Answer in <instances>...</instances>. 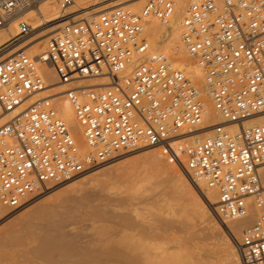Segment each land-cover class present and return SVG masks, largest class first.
<instances>
[{
    "label": "built area",
    "instance_id": "built-area-1",
    "mask_svg": "<svg viewBox=\"0 0 264 264\" xmlns=\"http://www.w3.org/2000/svg\"><path fill=\"white\" fill-rule=\"evenodd\" d=\"M73 2L60 0L62 11ZM179 3L147 0L140 12L115 7L65 23L38 57L21 48L0 61V204L19 209L116 155L158 147L192 181L217 190L221 222L247 216L253 200L258 220L243 229L239 252L243 264H264V0L188 3L180 38L203 71L202 89L166 53L148 52L147 19L167 24ZM30 8L38 9L39 0H0V29L14 19L19 29L0 52L30 37ZM41 63L50 64L64 84L108 78L105 85L65 91L87 152L52 98L12 114L44 89ZM206 97L224 122L211 125L206 136L194 135L207 129Z\"/></svg>",
    "mask_w": 264,
    "mask_h": 264
},
{
    "label": "bare ground",
    "instance_id": "bare-ground-1",
    "mask_svg": "<svg viewBox=\"0 0 264 264\" xmlns=\"http://www.w3.org/2000/svg\"><path fill=\"white\" fill-rule=\"evenodd\" d=\"M105 1H107V0H99L98 2H95V0H74V2L71 5H69L65 10L62 11L61 5H60V0H39V8L38 9L30 8V10L25 12V18L30 20V22L32 23V24L31 23L30 24L33 27L32 28L33 32L30 35V37L33 36V33L37 29L43 27L42 28L43 30H41L37 34V35L41 34L42 35V36H40L41 38L38 40L30 41V44L29 43L26 44V45H30L27 48L28 53L30 52L32 54V57H38L39 55L44 53L47 50L46 43H48V42H46V41H48V39L52 35V34L50 35V33L57 31L65 23H69V22L73 23V22H76L78 20L89 19V18L93 17L92 15H97L103 11L110 10L114 6H119V5H125L122 7L125 9H128V10H131L133 12H135L137 10H142L141 9V2L143 0H136V1L134 0L135 2H132V3H131V1H133V0H120V1H113V2H109V3H104ZM190 1L191 0H187V1L186 0L185 1L180 0L179 6L177 7L174 16L172 17V19L167 24H163L161 21H159L155 18L147 19L146 24H145V34H146L148 41H149V51H148L149 54L157 52V51L168 52V54L171 57L172 64L175 67L179 66L176 63V61H177L180 63V65L183 67V69L186 70V73L188 74V76H190L196 80H201V81H195L194 79H191L192 81H194V83L196 85H198L202 89L204 87L203 71L197 65V63L192 58H190L188 56L185 49L183 48L181 38H180V21L184 15L185 9H186V7ZM129 2H130V4L126 5ZM99 4L101 5L100 7H96L95 9L85 11L84 13L77 15V16H74L71 19H69V17H68L69 15H71V13H76V12H79L82 10H87L92 6L99 5ZM67 9L68 10L72 9V10L70 12H68ZM18 31H19V29H18V20L17 19H14L8 28L0 29V46H2L4 43L8 42L15 35H17ZM22 44L23 43L13 44L10 47L3 50L2 52H0V61L7 59L8 57H10L14 53H16ZM45 45H46V50L44 49ZM176 65H178V66H176ZM178 68H180V67H178ZM39 70L41 71V73L43 74V76L45 78L44 89L42 91L34 94L33 96H31L27 101H25L12 114L17 113L22 108H24L26 105H29V104L37 101V100L44 99V98H52L59 115L68 124L70 131L73 134L80 150L82 152H87L88 146H87L85 139H84L83 129H82L80 123L78 122V120L76 119L75 111H74L73 107L71 106L70 102L68 101V99L65 96V91L73 85H84V86H88V87L105 85V84L109 83L108 78L107 77L90 78V79L79 80V81L73 82V83L64 84V83H60L59 78L56 75L54 68L50 64H45V63L39 64ZM129 70H130V67H128L121 75L125 76L129 72ZM206 99L208 100L211 107L208 108V113L205 116V120H204L202 127H206L207 129L201 130L199 132H195L194 135L206 136L209 134V130H210L209 127L211 125H213L215 123H223L224 122L222 117H220L219 115H216L213 112V104H212L211 100L206 97L205 101H206ZM2 122L3 121H0V123H2ZM208 122H212V123H210V125L205 124ZM252 123H254V122H248V124H252ZM188 139L193 140V137H192V139L190 137ZM145 148H147V147H144V149ZM155 149L161 150V148H158V147ZM142 150H143V148H142ZM144 152H145V150H144ZM167 159L168 158L165 157L163 155V153L159 150L156 152H154V151L150 152L149 151V152H145L143 154L141 153L140 155L135 156L134 160H132L130 162V164L136 163V165L138 164L137 169H143L145 171L164 170V169H170L171 167L173 168L174 165L171 164L172 161L167 160ZM114 165H116V164H112L110 166H107L106 168L100 170V172L104 171V170H106L104 172H107L108 169L114 168ZM124 166H126V165H124ZM178 167L173 168L174 169L173 172H172V170H170L172 173L170 172V174L168 175V177L165 180L168 183H170V185L174 189L180 190L181 186L184 185V187L182 188V190H183L185 188V184H186V182H185L186 177L184 178L185 175L183 176V174H182L183 172H181V169H179L180 167L179 168ZM100 172L98 171L96 174H91L88 176H86L85 174H82L83 177L79 180H74L76 177L71 179V180H68L71 182H72V180H74L72 183L70 182L68 184H65V185L63 184V185L57 186V187L51 186L49 189H51L53 187H55V188L50 190L48 193L44 194L40 200H38L34 203L32 202L29 206L23 208V209H25L24 211H26V212L25 213L23 212L24 215L20 212L21 213L20 215H23L20 219L24 225H29L30 223H32V220L36 219V217L41 218L42 222H43L41 225L39 224V227L42 226V229L40 232L38 231V233H37L38 229H35L34 227L33 228L36 230V233H35V230H32L33 228L31 230H32V232L34 231L33 233H35V234L32 236V234L29 232L31 234L29 236H32L31 237L32 240H30V242H28V243L29 244L32 243L31 245L33 246V242H34L35 245L33 247L30 245L31 246L30 247L29 245L25 244L26 241L24 242V244L26 246L30 247V250L32 251L31 253L32 254L35 253L37 257L42 258L44 263L46 261L47 264H180V263L190 264L188 262V258H186V257H189V258L193 257L191 255V253H192L191 251L187 250L188 252H191V253L185 252L186 255L187 254L188 255L190 254V255L184 256L185 254L182 252V249L178 250V251H181V253H180V252H177V249L176 250L174 249L171 251L170 249H168L170 247L166 246L167 247L166 249L168 251H170V253H169V252H167V250L163 249L165 247V245L163 247H161V245H163L165 241L164 242L162 241L163 243L161 242V244H160V242L158 240L159 237H158L157 233H160V232H157V231L155 232L154 231L155 225H152V222L156 223V221H151V222L149 221L151 223V225H150V223L148 224L146 222L148 224V226L146 225V223H143L147 227L142 226L140 223L137 225H130L132 222H130V223L127 222L125 225H122L120 229L115 230L110 235V239L108 241L100 240V239L99 240L93 239L94 240V242L92 240L93 244L90 243L88 245V242L86 240H84L85 238H83V240L82 239L79 240L80 237H79V239H76L74 237V236H76V234L73 235L74 233L73 234L72 233L70 234V232L68 233V231H66V228H64L65 222H63L61 219H60V221H58V220L56 221V218L53 215H52V217H54L55 220L51 218V216H50L51 212L54 213L53 210L55 211L56 209H59V208H56L57 205L53 206L52 202H49V201H52V199H54L53 201H57V198L59 200V199H61V197H63V201L59 200V202H61V204H62L63 202H65L64 196H66V195L68 196V194L70 195V192L73 191L75 188H77V186L79 187L81 185L79 188H82V189H85L88 186L91 187L90 183H92V181H94V179L95 180L97 179V181H96L97 184H98V181L100 180L99 181L100 183L98 186H100V184H104L101 182L104 179L101 180L100 177H99L100 179L98 178ZM259 172H260L262 184L264 185V166H262L260 168ZM124 173H125L124 177L120 176V178H122L121 181L117 180V181H119L117 183H119L120 186L115 185V184L113 185V183H112L113 181H112V182H110L111 183V187L109 186L110 189H114L113 188L114 186H115V189L117 186H119V188H120L123 185V183H126V182L133 180V174L127 173V171H125ZM116 175H118V174H116ZM79 176H81V175H79ZM115 177L112 178L111 180H115ZM117 177H119V176H117ZM152 178H153V180H154V178L157 179L156 177H151V179ZM144 180H147L148 182H150V175L146 176L144 178ZM162 180L163 179L160 178V181H162ZM178 180H181L182 184L178 185L177 184ZM157 181L160 182L159 179H157ZM114 183H115V181H114ZM154 183H155V185L159 184L156 181ZM154 183H152V185H154ZM187 183H191V182L189 181ZM97 184H95V186H97ZM107 185H109V184L107 183ZM82 186H84V188ZM104 187L107 188V186H105V184H104ZM186 187L188 188V189L185 188L187 190H190L192 188L191 184H186ZM195 187L197 188V189H195V191L198 190L200 193V196L203 197V198L201 197L202 198V200H201L202 203H201V207H200L201 211H199L200 210L199 209L198 210L199 212L197 211L198 213L197 214L195 213V214L197 215V218H199V219L206 218L207 223H206V225H204L205 227L199 225L200 228H198V229H196L198 227V224H199V222L198 223L196 222L198 220L193 221L195 223H191L188 221L187 222L185 221L184 223H182L181 224L182 225L181 227H183L182 229L184 230L185 233L186 232L188 233V237L185 234L182 235L183 232L181 234L182 237L183 236L187 237V238L185 237V241H184L183 245L189 248V247H192L196 244L195 246L199 247V245H197V244H200V242L199 243H195V242L197 240L200 241L201 237H199L200 240L199 239L195 240V238H196L195 236L198 233H200L202 230L203 231L201 232V234L206 231V233L209 237H210V235L214 236V237L216 236L219 240L217 238H213V237H210V239L211 238H213L214 240L216 239V240L220 241V243H218L220 245V247L224 246L225 250H224L223 255L227 256L228 261L230 262L229 264H239L240 263L238 260L239 257L237 255V250H236L238 247H236V245L235 246L233 245V241L228 242V239L226 238V235L224 234L225 230H221V228L218 226L214 215H211V214L209 215V212L208 213L206 212L207 206H210V207L214 206L213 209L216 211V208H217L216 205L218 203L217 190L208 187L207 185H205V183H202V182H197V183L195 182ZM119 188H117V189H119ZM82 189H79L81 192V193L79 192L80 194H84V192H83L84 190L82 191ZM149 189H151V191L155 190L151 187V188L144 189L143 191L138 192V193L132 192L131 195H128V198L132 199L135 197H142V196L146 197V195L150 192ZM77 190H78V188L76 189V192H77ZM192 190H194V187ZM74 192H75V190H74ZM85 192H86V190H85ZM177 192H179V191H177ZM190 192H192V191H190ZM49 194H50V196H49L50 198L48 200H44L45 198H43V197H46ZM76 194H75V196H74V193L72 194L74 196V198L76 196H77L76 198H78L79 195H76ZM89 194L90 193L85 194V195L89 196ZM144 194H145V196H144ZM178 194H181V192ZM72 195L69 196L68 198H71ZM192 195H194V194H192ZM81 197H84V196L81 195ZM87 197H84V198H87ZM93 197L95 198V196H93ZM66 198H65V200H66ZM72 198H71V200H72ZM74 198H73V201L77 205L78 203H76V201H80V199L74 200ZM79 198H80V196H79ZM197 198H199V197H197ZM31 199H29V200H31ZM81 199L83 200V198H81ZM90 199L91 198L88 197L87 200L86 199L85 200L87 202L88 200L90 201ZM29 200H28V202H29ZM68 202H69V199H68ZM68 202L66 201V204ZM248 202L250 203V210H249V213L247 214V216H245L243 218H238V219H234V220H227V221L223 222V225H224L223 227H225L228 231H231L233 233L238 244L240 242L239 238L242 235L243 229L246 226L252 225L253 223H255L258 220L259 209L253 204L252 199H249ZM53 204H54V202H53ZM69 204H72V202L70 201ZM73 205H74V203H73ZM79 205H80V202H79ZM62 207H63V205H62ZM62 207L60 209H62ZM0 208H1L0 215H3L6 208L1 206V204H0ZM109 208H111V207H109ZM102 209L104 210L105 208H102ZM102 209H100V210H102ZM191 209H193V207ZM196 210H197V208H196ZM57 211L58 210H56V212ZM136 211H139V210L137 209ZM194 211H195V209H194ZM60 214H62V213H60ZM109 214H111V213H109ZM191 214H190V216H191ZM195 214H194V216H195ZM56 216H58V214H56ZM192 217H193V215L191 216V218ZM59 218H61V217H59ZM41 219H36V220L40 221ZM63 219H65V218H63ZM155 219H157V218H155ZM192 220H193V218H192ZM100 222H102V221H100ZM201 222H203V221H200V224H201ZM34 224H36V223H34ZM34 224H33V226H34ZM158 224L156 226H158ZM172 225H174V223ZM149 226H151V229L148 228ZM35 227H36V225H35ZM168 227H167V229L169 231ZM37 228H38V226H37ZM174 228H176V227L174 226ZM105 229H107V228H105ZM171 229L172 228H170V230ZM173 229H172L173 232H171L172 234L175 233ZM199 229H201V230H199ZM178 230L176 228V231H178ZM23 231H24V229H23ZM20 232H22V231H20ZM20 232H19V230L17 231L15 226H13V228H12L11 225L10 226L8 225V228L4 232L0 233V244H1L0 248H2L1 246H3V245H4L3 247H6L5 245H7L8 249L12 247L11 248V250H12L13 246L10 247V245H12V244H14L16 247H17V244L18 245L21 244L20 246H22V243H21L22 238L19 237L21 239H19V240L17 239L18 238L17 235ZM163 233H160V234H163ZM176 233H178L176 236V237H178L179 232H176ZM15 234H17V235H15ZM104 234H106V233L104 231H102V228H101V231H99V235L101 237H103ZM164 234H166V233H164ZM164 234L160 235V237L164 236ZM175 234H173L171 237H174L172 239V241L175 239L174 241L177 242L179 240V237H180V239L182 237L179 235V237L177 239V238H175ZM165 236H167V235H165ZM198 236H200V234L197 235V238H198ZM22 237H25V236H22ZM23 240H25V239L23 238ZM26 240H27V237H26ZM78 240L83 241L84 243L87 242V245L81 244ZM183 240L184 239H182V241ZM201 242L203 243L204 241H201ZM217 242H216V247H214V248L218 247ZM168 243L169 242H167V244ZM205 243H203L204 246H206ZM213 245H215V244H213ZM213 245H212V247H213ZM195 246L193 248L195 250L198 249V247L195 248ZM203 247L201 249L205 250ZM171 249H173V247ZM194 249L192 250L193 252H194ZM5 250L0 249V264H30V260H33V257L30 256V251H23L22 254L15 256V254L13 252H10V251L6 252ZM174 251H176L177 253L175 254ZM172 252H174V253H172ZM214 252L215 251L213 250V253ZM182 253L184 255H182ZM194 254H197V253L194 252ZM36 256L34 255V259ZM181 256H184L185 259H183ZM211 256H213V255H211ZM195 257H197V256H195ZM197 258H199V257H197ZM194 259L192 262H191V260H189L191 262V264H193V262L195 263L196 261L198 262V260H199V259H197V260L195 259L196 261H194ZM43 261H42V263H43ZM195 264H197V263H195Z\"/></svg>",
    "mask_w": 264,
    "mask_h": 264
},
{
    "label": "rangeland",
    "instance_id": "rangeland-1",
    "mask_svg": "<svg viewBox=\"0 0 264 264\" xmlns=\"http://www.w3.org/2000/svg\"><path fill=\"white\" fill-rule=\"evenodd\" d=\"M99 0H95V2H98ZM113 1H120V0H107V1H105L104 3H109V2H113ZM136 1V0H135ZM134 0L133 1H131V3L132 2H135ZM185 1V0H184ZM187 1V0H186ZM146 2H147V0H143L142 2H141V9H143V7H144V5L146 4ZM103 3V4H104ZM128 4H130V2L129 3H127L126 5H128ZM101 5L99 4V5H94V6H92V7H90L89 9H87V10H82V11H79V12H76V13H71V15H69L68 17H69V19H71V18H73L74 16H77V15H80V14H82V13H84L85 11H89V10H92V9H95L96 7H100ZM122 6H125V5H119V6H114L113 8H115V7H122ZM112 9V8H111ZM68 10V9H67ZM72 9H69L68 10V12H70ZM141 10H137V11H135V12H140ZM98 15V14H97ZM92 16H95V15H92ZM62 21V20H61ZM79 21V20H78ZM31 23V22H30ZM32 24V23H31ZM43 27H41V28H39V29H37L34 33H33V36L32 37H30V38H28L27 40H25V42H18V43H23L20 47H19V50L21 49V48H28L30 45H26V44H30V41H34V40H38V39H40L41 37L40 36H42L41 34L40 35H37L41 30H43L42 29ZM56 31H54V32H52V33H50V35L51 34H54ZM49 35V36H50ZM37 38V39H36ZM46 42H48V41H46ZM46 45H47V43H46ZM46 45L44 46V49L46 50ZM27 46V47H26ZM162 52V51H161ZM164 53H166L169 57H170V55L168 54V52H164ZM29 54L32 56V54L29 52ZM170 59H171V57H170ZM171 62H172V60H171ZM176 63L179 65H176V66H178V67H180L181 69H183V67L180 65V63L179 62H177L176 61ZM185 72H186V70L185 69H183ZM187 74V73H186ZM187 76H188V74H187ZM190 79H194V78H192V77H190V76H188ZM195 81H201V80H196V79H194ZM194 82V81H193ZM206 106H207V109L208 108H210L211 107V105L209 104V102H208V100L206 99ZM210 123H212V122H208V123H205V124H209L210 125ZM155 149V148H154ZM152 147H147V148H143V150L142 149H139V150H136V151H131V152H127V153H123V154H121V155H117V156H115L113 159H110L109 161H107V162H105V163H103V164H101V165H99V166H97V167H95V168H93L92 170H90V171H88V172H85L84 174L86 175V176H88V175H91V174H96L98 171L100 172V170H102V169H104V168H106L107 166H110V165H112V164H116V165H114V168H110V169H108L107 170V172H104V171H106V170H104V171H101L100 173H99V176H98V178L100 177L101 178V180H103V181H101L102 183H104L105 184V186H107V188H105L104 187V184H100V186H98L99 185V181H98V184L96 183V181H97V179L95 180L94 179V181H92V183H90L91 184V187L90 186H88L87 188H85V189H82V188H79L78 186H77V188H78V190H77V192H76V189L77 188H75L74 190H75V192L77 193H75L74 192V190L73 191H69L70 192V195L68 194V196L66 195V196H64V201L65 202H63L62 204H61V202H59V200L60 201H63V197H61V199H59L58 200V198H57V201H53L54 199H52V201H49V202H52V205L53 206H56L57 205V207L56 208H59V209H56V210H58L57 212H56V210L54 211L53 210V212L54 213H52L51 212V218L52 219H54L55 220V218H56V221L58 220V221H60V219L63 221V222H65V226H64V228H66V231H68V233L70 232V234L72 233H74L73 235H75L76 234V236H74L76 239H79V237H80V239L79 240H83V238H85L84 240H86L87 242H88V245L90 244V243H92L93 244V242H94V240L93 239H95V240H106V241H108L109 239H110V235L115 231V230H118V229H120L121 228V226L122 225H125L127 222H132L130 225H137V224H141L142 226H145V227H147L148 226V224L151 222V221H156V223L158 224V226H156L157 224L155 223V222H152V225H155V232L157 231V232H160V233H163L164 231V233H166V234H164V236H162V237H160V235H163V234H160V233H157L158 234V237H159V242H160V244H161V242L163 241H165L164 242V244L163 245H161V247H163L164 245H165V247L163 248V249H165V250H167L166 248L167 247H170V248H168V249H170L171 251L172 250H176L177 249V252H180L181 253V251H178V250H181L182 249V252L185 254V252L186 253H191V255L193 256V257H186V258H188V262L191 264V262L193 261V259L195 258L196 260L197 259H199L198 260V262L194 259V261H196L195 263H197V264H229L230 262L228 261V258H227V256L226 255H223L224 254V250H225V248H224V246H221L220 247V245L218 244V243H220V241H218L219 239L215 236H211L210 235V237H213V238H217L218 240H214L213 238H211L210 239V237L207 235V233H206V231L204 232V233H202L201 234V232L203 231H201L200 233H198L197 235H199L200 234V236H198V238H197V235L194 237L195 238V240L196 239H199V237H201L199 240L200 241H196L195 243H199L200 242V244H197V245H199V247L198 246H195V248L196 247H198V249H194L193 247L194 246H192V247H186V246H184L183 244H184V241H185V237L186 236H181V234H182V232H183V234L182 235H187V237H188V233L186 232H184V230L182 229L183 227H181L182 225V223H184L185 221L187 222H191V223H195V222H193V221H196V220H198V221H196L197 223L199 222V224H198V227L196 228V229H198V228H200V226L199 225H201V226H204V225H206V223H207V221H206V218H204V219H199V218H197V213L199 212V211H201V209H200V207H201V200H202V196H200V193H199V191L198 190H196L195 191V189H197L196 187H195V182L194 181H192L190 178H189V176L185 173V171L183 170V168L179 165V164H177V163H175V162H171V164L172 165H174L176 168L178 167L179 169H181V172H183L182 174H183V176H184V178H185V182H186V184H191V189L190 190H187L188 188L186 187V184H185V188H187V189H183L182 190V188L184 187V185L183 186H181V189L179 190V189H174V188H172V186L170 185V183H168L165 179L168 177V175L170 174V170H172V172L174 171V169L173 168H175L174 166H173V168L171 169H164V170H156V171H145V170H143V169H137V165H136V163H132V164H130V162L132 161V160H134V158H135V156H137V155H140L141 153L143 154V153H145V152H156V151H161L162 152V149L160 150V149H158V150H154ZM144 150H145V152H144ZM149 150V151H148ZM152 150V151H151ZM163 153V152H162ZM166 157V156H165ZM167 160H169V159H167ZM124 165H126V166H124ZM177 165V166H176ZM120 169V170H119ZM127 169V170H126ZM127 171V173H131V174H133V180L132 181H129V182H126V183H123V185L119 188V183H117V182H119V181H121V179L122 178H120V176H125V171ZM171 172V173H172ZM121 173V174H120ZM104 174V175H103ZM116 174H118V175H116ZM120 174V175H119ZM123 174V175H122ZM148 175H150V182H148L147 180H144V178L146 177V176H148ZM110 176V177H109ZM112 176V177H111ZM117 176H119V177H116ZM83 176H82V174H81V176H77L74 180H79V179H81ZM115 177V180H111L112 178H114ZM151 177H156L157 179H159V181H160V178L161 179H163L162 181H160V182H158L157 181V179H155L154 178V180H153V178L151 179ZM108 180H107V179ZM120 178V179H119ZM106 179V180H105ZM74 180H72V182L74 181ZM110 180V181H109ZM117 180H119V181H117ZM113 181V182H112ZM114 181H115V183H114ZM157 182V183H159V184H156L155 185V183L154 182ZM191 182V183H187V182ZM71 181H66V183L64 182V183H62V184H60V185H56L55 187H57V186H61V185H65V184H68V183H70ZM71 182V183H72ZM110 182H112L113 183V185L115 184V185H119V186H117L116 187V189H115V186L113 187L114 189H110V187H111V183ZM107 183L109 184V185H107ZM152 183H154V185H152ZM93 184V185H92ZM95 184H97V186H95ZM176 184V183H175ZM177 184L178 185H180V184H182V181L181 180H178L177 181ZM86 186V185H85ZM94 186V187H93ZM103 186V187H102ZM110 186V187H109ZM154 186V187H153ZM190 186V185H189ZM55 187H53V188H55ZM83 188H84V186H82ZM153 188V189H155L154 191L152 190L151 191V189H149L150 190V192L146 195V197H135V198H128V195H131V193L133 192V193H138V192H141V191H143L144 189H147V188ZM193 187H194V190H192L193 189ZM53 188H51V189H48L46 192H44L43 194H41V195H39V196H37V197H34V198H32L31 200H29V202H27L23 207H21V208H19V209H11V208H6V210L4 211V214L3 215H0V233H2V232H4L7 228H8V225L10 226H12V228H13V226H15V228L17 229V231L19 230V232L20 231H22V232H20L18 235L17 234H15V235H17L18 236V240L19 239H21V243H22V246H20V245H18L17 244V247L14 245V244H12V245H10V247L11 246H13V249L11 250V248H9L8 249V246L7 245H5L6 247H3V246H1L2 248H0L1 250H5L6 252H8V251H10V252H13L14 254H15V256L16 255H19V254H22V252L23 251H30V256H32L33 257V260H30V264H47V262L45 261V263H44V261H43V259L42 258H39V257H37L36 256V254L35 253H33L36 257H35V259H34V255L31 253L32 251L30 250V247L32 246L31 244L32 243H28V242H30V240H32V236L36 233V230L35 229H38L37 230V233H38V231L40 232L41 231V229H42V226H40L39 227V224L41 225L43 222H42V219L41 218H39V217H36V219H41L40 221H37L36 219H34V220H32V223H30L29 225H24L22 222H21V217L24 215V213L26 212V211H24L25 209H23L24 207H27V206H29L32 202L34 203V202H36V201H38V200H40L41 198H42V196L44 195V194H46V193H48L50 190H52ZM117 188H119V189H117ZM79 189H82V191L84 192V194H80L81 192H80V190ZM107 191H106V190ZM109 189V190H108ZM85 190H86V192H85ZM177 191H179V192H177ZM187 193H186V192ZM189 191V192H188ZM190 191H192V192H190ZM198 191V192H197ZM74 193V196H75V194L76 195H79L80 196V198H79V196H78V198H74V196L72 195L73 193ZM80 192V193H79ZM82 192V193H83ZM147 192V191H146ZM153 192V193H152ZM181 192V194H178V193H180ZM88 193H90L89 194V196L88 195H85V194H88ZM94 193V194H93ZM158 193V194H157ZM163 193V194H162ZM196 193V194H195ZM52 194V193H51ZM154 194V195H153ZM162 194V195H161ZM184 194V195H183ZM192 194H194V195H192ZM72 195V197L74 198V200H77V199H80V201H76V203H78L77 205L79 206H77L76 204H75V202L73 201V198H72V200H71V198H68L69 196H71ZM81 195H83L84 197H89V198H91L90 199V201L88 200L87 202H86V200H87V198H84V197H81ZM48 196V197H47ZM46 197H43V198H45L44 200H48L50 197V194L49 195H47ZM92 196V197H91ZM93 196H95V198L93 197ZM144 196H145V194H144ZM156 196V197H155ZM199 197V198H197V197ZM67 197V198H66ZM202 197V198H201ZM65 198H66V200H65ZM81 198H83V200L81 199ZM68 199H69V202H68ZM86 199V200H85ZM56 200V199H55ZM82 200V201H81ZM85 200V201H84ZM94 200V201H93ZM66 201L68 202L67 204H66ZM70 201L72 202V204H69L70 203ZM53 202H54V204H53ZM58 202V203H57ZM79 202H80V205H79ZM84 202V203H83ZM57 203V204H56ZM73 203H74V205H73ZM195 206H194V205ZM51 205V206H52ZM59 205V206H58ZM62 205H63V207H62ZM70 205V206H69ZM76 205V206H75ZM112 205V206H111ZM197 205V206H196ZM103 206V207H102ZM108 206V207H107ZM62 207V209H60ZM100 207V208H99ZM105 208L104 210L102 209V208ZM109 207H111V208H109ZM193 207V209H191ZM213 207L214 206H212V207H210V206H207V208H206V212L208 213L209 212V215L211 214V215H214V217H215V219H216V221H217V224H218V226L221 228V230H225V235H226V238L228 239V242H232L233 241V245L235 246L236 245V247H238L236 250H237V255H238V257H239V264H243L242 263V259H241V255H240V252H239V244L237 243V240H236V238H235V236L233 235V233L231 232V231H228L225 227H223L224 225H223V222H221L220 220H219V218L217 217V215H216V213H215V210L213 209ZM67 210H66V209ZM196 208H197V210H196ZM65 211H64V210ZM100 209H102V210H100ZM107 209V210H106ZM139 210V211H136V210ZM194 209H195V211H194ZM200 209V210H199ZM111 210V211H110ZM199 210V211H198ZM0 211H1V208H0ZM61 211V212H60ZM65 213H64V212ZM110 211V212H109ZM113 211V212H112ZM193 213H192V212ZM198 211V212H197ZM23 214V215H20L21 213ZM24 212V213H23ZM105 212V213H104ZM111 213V214H109V213ZM58 214V216H56V214ZM60 213H62V214H60ZM192 213V214H191ZM196 213V214H195ZM190 214H191V216L193 215V220H192V218H191V216H190ZM194 214H195V216H194ZM19 215V216H18ZM52 215L55 217H52ZM63 216V217H62ZM65 216V217H64ZM16 217V218H15ZM33 217V216H32ZM59 217H61V218H59ZM115 217V218H114ZM19 218V219H18ZM63 218H65V219H63ZM107 218V219H106ZM112 218V219H111ZM155 218H157V219H155ZM16 219V220H15ZM14 220V221H13ZM158 220V221H157ZM205 220V221H204ZM36 221V222H35ZM98 221V222H97ZM100 221H102V222H100ZM150 221V222H149ZM200 221H203V222H201V224H200ZM20 222V223H19ZM100 222V223H99ZM108 222V223H107ZM148 224H147V223ZM219 222V223H218ZM34 223H36V224H34ZM143 223H146V225L145 224H143ZM174 223V225H172ZM204 223V224H203ZM8 224V225H7ZM32 224V225H31ZM33 224H34V226H33ZM38 224V225H37ZM64 224V223H63ZM104 224V225H103ZM164 226H163V225ZM176 224V225H175ZM31 225V226H30ZM35 225H36V227H35ZM150 225H151V223H150ZM169 227H168V226ZM37 226H38V228H37ZM97 226V227H96ZM101 226V227H100ZM171 226V227H170ZM173 226V227H172ZM174 226L177 228V230L178 231H176V228H174ZM35 229H34V228ZM107 228V229H105V228ZM167 227L169 228V231H168V229H167ZM205 227V226H204ZM33 228V229H32ZM101 228H102V231H104L106 234H104V236L103 237H101L100 235H99V231H101ZM149 229H151V226H149L148 227ZM153 228V227H152ZM165 228V229H164ZM170 228H174L173 230H174V232L176 233V232H179V235L182 237L181 239H180V237H179V235H178V237H179V242L177 241H172V239L174 238V237H171L173 234H175V233H171V232H173L172 231V229L170 230ZM225 228V229H224ZM23 229H24V231H23ZM35 230V233H33L32 232V230ZM98 229V230H97ZM104 229V230H103ZM159 229V230H158ZM181 229V230H180ZM195 229V230H196ZM202 229V228H201ZM201 229H199V230H201ZM227 230V231H226ZM27 231V232H26ZM97 231V232H96ZM32 234V236H29V235H31L30 233ZM170 234H169V233ZM22 233V234H21ZM26 233V234H25ZM28 234V235H27ZM78 234V235H77ZM82 234V235H81ZM177 234L178 233H176L175 234V238H177L178 239V237H176L177 236ZM20 235V236H19ZM25 236V237H22V236ZM165 235H169L168 237L167 236H165ZM89 236V237H88ZM19 237H21V238H19ZM26 237H27V240H26ZM29 237V238H28ZM170 237V238H169ZM186 237V238H187ZM204 237V238H203ZM23 238L25 239V240H23ZM31 238V239H30ZM161 239V240H160ZM182 239H184L183 241H182ZM231 239V240H230ZM78 240V241H79ZM91 240V241H90ZM92 240H93V242H92ZM167 240V241H166ZM239 240H241V236H240V238H239ZM26 241V245H31L30 247L29 246H26L25 244H24V242ZM85 241V242H86ZM171 241V242H170ZM201 241H204L203 243H205V245L206 246H204V244L201 242ZM218 241V242H217ZM33 242V241H32ZM81 244H83V245H87V242L86 243H84L83 241H79ZM162 242V243H163ZM167 242H169L168 244H167ZM213 242V243H212ZM216 242H217V248H214V247H216ZM202 243V244H201ZM167 244V245H166ZM213 244H215V245H213ZM1 245V244H0ZM35 245V243L33 242V246ZM169 245V246H168ZM212 245H213V247H212ZM15 246V247H14ZM32 246V247H33ZM167 246V247H166ZM204 246V247H203ZM27 247V248H26ZM29 247V248H28ZM173 247V249H171ZM204 248L205 250H203V249H201V248ZM180 248V249H179ZM213 248V249H212ZM191 249V250H190ZM194 249V252L195 253H197V254H194V252L192 251ZM200 249V250H199ZM216 249V250H215ZM191 251V252H188V251ZM198 250V251H197ZM213 250L215 251L214 253H213ZM197 251V252H196ZM167 252H169L170 253V251H168L167 250ZM175 252V254L177 253L176 251H174ZM174 252H172V253H174ZM199 252V253H198ZM209 252V253H208ZM182 253V255H184ZM190 255V254H189ZM188 254L186 255H184V256H189ZM211 255H213V256H211ZM184 256H181L183 259H185L184 258ZM195 256H197V257H199V258H197V257H195ZM211 256V257H210ZM31 258V257H30ZM39 258V259H38ZM193 258V259H192ZM37 259V260H36ZM187 260V259H186ZM185 260V261H186ZM189 260H191V262L189 261ZM34 261V262H33ZM42 261H43V263H42ZM184 262V261H183ZM186 263V262H185ZM194 262H193V264H195ZM180 264H183V263H180ZM187 264V263H186Z\"/></svg>",
    "mask_w": 264,
    "mask_h": 264
}]
</instances>
